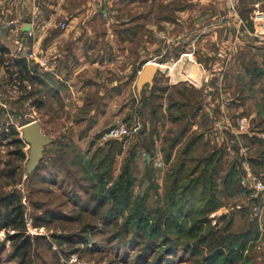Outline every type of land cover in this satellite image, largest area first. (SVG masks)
<instances>
[{
  "label": "rangeland",
  "instance_id": "1",
  "mask_svg": "<svg viewBox=\"0 0 264 264\" xmlns=\"http://www.w3.org/2000/svg\"><path fill=\"white\" fill-rule=\"evenodd\" d=\"M71 1L77 5L83 0ZM159 1L146 6V9L153 11L149 22L158 20L159 16L154 13L159 15L160 10L167 19L173 15L172 10ZM227 2L178 0L176 5H181V8L189 6L192 12L189 16L184 15V18L180 16L183 22L179 26L171 28L164 24L162 44L176 35H183L181 41H195V56L200 59L204 45L211 55L218 52L224 55L221 61L219 57L214 62V58L202 59L201 65L210 70V86L213 88L195 98V107L190 111L183 109L189 118L196 105L202 107V111L192 119V129L186 133L174 153L173 162L180 160L186 143L201 132L206 133L204 143L195 146L188 155L189 159H198L215 146H225L226 170L235 159L241 161L240 167L245 171L243 178L248 180L245 184L247 191L231 195L220 188L221 203L208 218L215 229L227 226L230 232L235 233H243L256 223L259 235L244 254L251 258V262L244 260L241 264H264V189L259 188L260 185L264 186V172L255 174L246 161V158L257 155L256 147L259 145L247 147L248 140L244 137L256 134L264 138V75L253 86L249 85L246 76V68L252 60L264 69V54L262 48L257 46L235 43L239 37L238 25L230 15L225 14L230 10ZM140 7L133 6L132 13L138 14L145 8ZM237 10L254 35L264 37L257 32L264 20V0H238ZM120 14L115 15L116 18ZM1 15L10 22V14ZM5 26L7 29H0V36L8 49L5 54L0 52V212L3 214L0 219H5L6 224L10 222L19 226L14 229L9 225L0 230V264H204V256L210 253L207 247L201 246L190 254L180 250L175 255H168L165 251L167 244L161 242V237H148L146 232L141 237L140 229L145 227L137 232L134 216L139 198L144 197L151 185L156 184L157 189L150 191L147 201L149 209L156 208L159 197L164 194L167 173L172 164L164 162L161 152L163 138L178 132L188 120L173 122L167 110L168 104L171 97L182 99L179 90L190 95L184 84L171 87L166 74L192 69L191 63L186 60L179 63L171 61L158 70L161 85H169L172 89L165 92L163 99L154 100L162 103L157 115H152L151 107L147 104L149 84L139 90L137 77L130 72H136L142 56L151 54L155 58L154 45H148V49L141 48L140 53L137 43L118 44L115 54L123 56V59L114 56V66L101 69L98 74L94 70L96 66L90 61H83L86 67L81 72H72L74 75L71 77L66 73L67 69H62L66 75H62V79H67L72 87L66 84L67 89L57 98L44 92L37 83L19 77L14 61L19 57L33 60L29 52L30 38L34 36H28L21 29L15 30L13 35L16 37L10 36V24ZM260 39L264 41V38ZM74 65L73 60L70 67ZM30 92H34V95ZM192 93L193 96L198 95L197 92ZM38 98L43 100L41 107L34 102ZM32 121H39L42 132L53 141L46 146L37 168L27 174L30 145L23 139L22 127ZM115 124L125 125L132 131L137 127V131H133L125 141V149L138 140L141 130L146 129L145 134L150 135L151 131L157 129L154 135L156 154L152 158L145 157V149L138 153L131 201H127L117 213L118 209H113L115 202H108L99 208L97 201H92V194L100 192L102 185L97 186L94 182L97 174L85 173L83 170L86 166L82 168L78 160L79 155L90 157L91 154L86 155L90 149L105 150L108 142L114 139L105 135ZM235 144L240 148L237 149ZM125 155V150L118 154L111 167L114 179L122 170ZM146 159L151 160L150 164ZM195 164L196 161L186 163L188 169ZM193 177L184 178L181 185ZM94 186L97 188L94 189ZM11 205L15 208L10 209ZM202 205L203 201L195 202L196 208ZM255 207L261 210L258 215ZM19 210L23 214L16 218L17 222H11L10 219ZM154 220L151 216L150 222ZM201 235L195 236L194 240ZM217 236L221 238L220 233ZM26 237H30L29 248L23 243Z\"/></svg>",
  "mask_w": 264,
  "mask_h": 264
},
{
  "label": "trees",
  "instance_id": "2",
  "mask_svg": "<svg viewBox=\"0 0 264 264\" xmlns=\"http://www.w3.org/2000/svg\"><path fill=\"white\" fill-rule=\"evenodd\" d=\"M176 7L181 8V5L179 6L177 4ZM135 34H137L136 29H123L120 37L131 38ZM7 50V46L0 42V52L5 54ZM14 62L18 68L20 78H27L29 81L37 83L44 92L50 93L57 98L60 97L61 91L64 90L62 84H58L59 81L49 72L41 71L35 61H28L25 57H19ZM263 75L264 69L257 61L253 60L250 66L246 68V76L248 77L250 86L256 85ZM154 81L155 83L150 89V94L146 98L148 101L147 104L151 107L152 115H157L162 103L154 102V100L158 98L163 99L165 92H168L172 88L169 85H161L158 80L154 79ZM183 86L187 88L190 95L185 91L179 90L182 99L171 97L167 110L173 122L182 123L184 119L188 120L183 123L178 132L166 135L163 138V145L161 146L164 162L174 165H170L165 181L164 194L161 196L162 198L159 197L156 208L149 209L147 206V201H149V196L151 195L150 191H156V184L151 185L144 197L139 198L137 207L134 209V216L136 215L135 218L137 220V225H135L137 232L139 228L145 227L144 229L141 228L139 232L142 238L145 232L148 237L152 236L156 239L161 237V242L167 244L166 246L168 248L165 251L168 255H175L180 250L181 252H185V254H190L192 250H199L201 246H204L210 252L204 256V264H241L244 260L245 262H251V258L244 254L259 235L257 224H252L243 233H235L230 232L227 226H224L220 230L215 229L208 218L209 214L221 203L219 197L220 188L225 193L231 195L247 191V186L243 182V173L245 171L240 167L241 161L235 159L229 169L226 170L224 168L225 155L227 154L225 146H215L204 156L198 157V159L194 157L189 159L188 155L195 146L201 142L204 143L206 133L201 132L186 143L182 149L180 160L177 163L173 162L174 153H176L178 146L184 140L186 133L193 127L194 123L192 119L196 118L202 111V107L196 105V108H194L192 113L189 114V118H187L188 115L183 109L190 111L195 107L193 100L195 98L197 99L202 93L185 84ZM192 92H197L198 95L193 96ZM30 94L33 96L34 92H30ZM34 102L39 107L43 106V100L40 98L35 99ZM145 132L146 129L141 130L138 140L129 145L127 149L124 146L128 136H124L123 139L116 138L110 140L105 150L100 148L90 149L86 154L87 156L91 154L90 157H85L84 155L78 156L79 164L82 165V168L86 166L83 171L88 174L96 173L97 177L94 182L98 184L97 186L102 185L100 192L97 193L95 191L92 194V201H97V207L102 208L105 204L112 201L115 202L113 209H118L115 212L117 213L120 208L127 204V201H131V192L136 181L134 171L138 153L141 149H145L151 158L156 154L154 135L157 129L151 131L150 135L145 134ZM244 137L248 140V143H246L247 147H252L256 144L259 145V147H256L258 150L257 155L246 158L252 171L259 175L261 172H264V138L256 134L245 135ZM235 146L237 149L240 148L237 144ZM124 150L126 155L122 164V170L117 178L114 179L110 172L111 167L115 163L117 155L122 154ZM85 159L88 163H85ZM243 160L245 159L243 158ZM188 161H196V164L188 169L186 165ZM150 162L151 160L148 161V164ZM190 176L195 177L190 180L188 179L189 181L187 183L181 185V181ZM109 183L111 184L110 186H108ZM97 186H94V189ZM198 200L203 201V205L196 208L195 202ZM252 200H256V198H252ZM14 208V206H10V209ZM22 214V210L17 211L14 215L15 217L10 219L11 222H17L16 218ZM2 215L0 212V218ZM151 216L155 219L153 223L150 222ZM9 225L14 229L19 226L16 223L11 224L10 222L6 224L5 219L3 221L0 219V230ZM200 233H202L200 238L194 240L195 236ZM219 233L221 234V238L217 236ZM23 243L29 248L31 243L30 237H26ZM25 252L26 249L24 255Z\"/></svg>",
  "mask_w": 264,
  "mask_h": 264
},
{
  "label": "crops",
  "instance_id": "3",
  "mask_svg": "<svg viewBox=\"0 0 264 264\" xmlns=\"http://www.w3.org/2000/svg\"><path fill=\"white\" fill-rule=\"evenodd\" d=\"M155 1L158 0H83L79 4L73 5L71 0H0V29H7L5 24H10L8 27H11L10 36L15 37L16 35H13L15 30L21 29L24 33L33 30L34 37L30 38L29 52L37 55L33 61L39 65L41 71L49 72L59 81L58 84L61 83L64 89H67V85L69 88L72 86L67 79H62V75H64L62 69H67L66 73L71 77L74 75L72 72H81L86 67L83 61H90L96 66L94 70L98 74L101 69L114 66V56L116 59H123V56L115 54L118 44L137 43L140 53L142 52L141 48L148 49V45H154L156 53L155 58H152L151 54L147 57L142 56L136 72L130 71L132 76H136L138 79L147 61L156 62L159 65L158 70H162L161 68L168 62L179 63L186 60L189 64L191 63L192 69L186 68L185 71H172V73L166 74V77L170 78L169 85L175 87L185 84L201 91L202 94L211 91L213 87L210 86V70L201 65L202 59L205 61L214 58L212 60L214 62L215 58L219 57L221 61L224 55L219 52L211 55L209 49L204 45L202 59H200L195 56V41L191 39L181 41L183 35L182 37L176 35L162 44L161 33L165 28L164 24L170 25L171 28L179 26L183 22L180 16L181 18H184V15L189 16L192 11L189 10V6L177 8L175 4L178 0H160V4L169 7L173 15L171 19L164 18L160 10L161 13L158 11L159 15L157 12L154 13L159 17L152 23L149 20L153 11L146 9V6ZM137 5L141 6V9L145 8L138 14H134L132 7ZM228 7L230 9L229 3ZM122 8L124 9L120 14ZM238 10L231 11L230 9L225 13L226 16L230 15L237 22L240 38L237 36L235 43H239L240 46L241 44L257 46L262 48L264 54V41L260 39L264 37L254 35ZM1 14L5 16L10 14V22L4 20V16ZM117 14H120V17L116 18ZM60 23H65L66 27H60ZM123 29H136L137 34L131 38H121L120 33ZM0 41L4 43L1 36ZM222 43L223 47L224 42ZM4 44L6 45V43ZM143 52L147 54L146 50ZM158 58L161 59L158 60ZM73 60L75 65L70 67ZM119 72L123 73L121 70ZM158 74L157 72L154 79L160 81ZM64 76L66 77V75ZM153 85H149V88L151 89Z\"/></svg>",
  "mask_w": 264,
  "mask_h": 264
},
{
  "label": "water",
  "instance_id": "4",
  "mask_svg": "<svg viewBox=\"0 0 264 264\" xmlns=\"http://www.w3.org/2000/svg\"><path fill=\"white\" fill-rule=\"evenodd\" d=\"M159 65L153 61H147L137 79V88L142 90L146 85H153L155 74ZM23 139L30 145L29 159L26 163V173H32L43 158L45 148L53 139L42 132L39 121H32L22 127Z\"/></svg>",
  "mask_w": 264,
  "mask_h": 264
},
{
  "label": "built area",
  "instance_id": "5",
  "mask_svg": "<svg viewBox=\"0 0 264 264\" xmlns=\"http://www.w3.org/2000/svg\"><path fill=\"white\" fill-rule=\"evenodd\" d=\"M228 1L230 3L231 11H236V9H237V1L238 0H228ZM61 25H62L61 26L62 28L66 27L65 23H62ZM257 32H259V33L264 35V20L261 21L260 28L257 30ZM26 34H28V36H34V31L33 30H29V31L26 32ZM30 57L34 59V58H37V55H35L33 52H31L30 53ZM243 126L244 125L241 123V127H243ZM133 131L136 132L137 131V127H135ZM133 131L128 129L125 125L115 124V125L110 126V128L108 129V131H107L105 136L110 137V138H114V139H116V138L119 139V138H123L124 136H130ZM144 154H145V157H149V155H147L146 153H144ZM247 181H248L247 178L244 177L243 178V182L246 184ZM259 184H261V183H259ZM260 186H261V187H259L260 190H263L264 186H262V185H260ZM254 210H255V213H257L256 215H258L261 212L259 207H255Z\"/></svg>",
  "mask_w": 264,
  "mask_h": 264
}]
</instances>
